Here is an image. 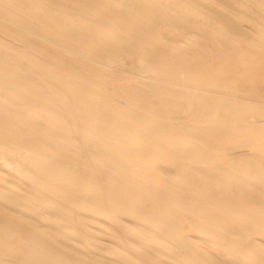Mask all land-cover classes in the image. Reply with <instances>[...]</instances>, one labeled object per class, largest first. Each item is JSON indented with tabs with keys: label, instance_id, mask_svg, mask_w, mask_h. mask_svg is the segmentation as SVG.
Here are the masks:
<instances>
[{
	"label": "rangeland",
	"instance_id": "1",
	"mask_svg": "<svg viewBox=\"0 0 264 264\" xmlns=\"http://www.w3.org/2000/svg\"><path fill=\"white\" fill-rule=\"evenodd\" d=\"M0 264H264V0H0Z\"/></svg>",
	"mask_w": 264,
	"mask_h": 264
}]
</instances>
